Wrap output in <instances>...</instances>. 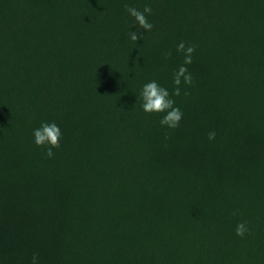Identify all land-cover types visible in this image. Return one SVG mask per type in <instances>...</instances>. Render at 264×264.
Wrapping results in <instances>:
<instances>
[{"label": "trees", "instance_id": "16d2710c", "mask_svg": "<svg viewBox=\"0 0 264 264\" xmlns=\"http://www.w3.org/2000/svg\"><path fill=\"white\" fill-rule=\"evenodd\" d=\"M125 4H150L153 29ZM180 42L196 46L194 83L172 97L184 115L170 130L140 93L173 92ZM53 122L46 158L33 131ZM34 253L264 264V0H0V264Z\"/></svg>", "mask_w": 264, "mask_h": 264}, {"label": "clouds", "instance_id": "9594fccd", "mask_svg": "<svg viewBox=\"0 0 264 264\" xmlns=\"http://www.w3.org/2000/svg\"><path fill=\"white\" fill-rule=\"evenodd\" d=\"M126 12L134 18L135 25L139 29L150 32L154 25L149 22L148 16L153 14V9L150 4H145L143 10L125 4ZM130 39L133 42L144 39V36L135 32L129 33ZM176 51L183 55V63L173 73V84L175 88L172 93L165 87H162L157 81L152 80L145 83L140 93L142 101L143 112L148 115H161L160 124L162 127L170 130L179 128L183 119V112L179 107H176V101L173 96L179 97L181 95V85H187L190 88L194 83V77L189 71L187 65L193 63V54L196 51L195 45H186L185 42H180L177 45ZM172 52L166 51L164 53L165 59H170ZM183 95L188 96L190 92L185 89ZM216 132L210 131L207 134L209 141H215ZM34 143L38 148L45 151L46 158H53V149L61 147L62 132L56 123H42L41 126L33 131ZM165 139H170V134L166 133ZM237 213L234 211L233 215ZM235 233L238 237L244 238L246 233H250V229L246 223L241 222L237 224ZM31 264H39V255L34 253L31 259Z\"/></svg>", "mask_w": 264, "mask_h": 264}]
</instances>
